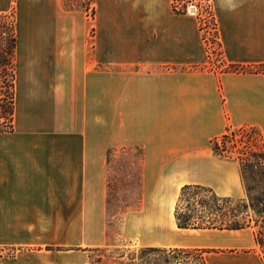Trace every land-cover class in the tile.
<instances>
[{"label":"crops","instance_id":"0c3cea01","mask_svg":"<svg viewBox=\"0 0 264 264\" xmlns=\"http://www.w3.org/2000/svg\"><path fill=\"white\" fill-rule=\"evenodd\" d=\"M228 65L264 64V0H209ZM0 0L13 11L12 130L0 133V264H87L109 244L110 151L141 152V199L124 235L203 252L205 264H264L252 229H178L183 186L246 199L237 162L212 142L253 127L264 150V74L209 62L197 13L171 0ZM46 247L59 250H46ZM72 248L78 249L74 250Z\"/></svg>","mask_w":264,"mask_h":264},{"label":"trees","instance_id":"16d2710c","mask_svg":"<svg viewBox=\"0 0 264 264\" xmlns=\"http://www.w3.org/2000/svg\"><path fill=\"white\" fill-rule=\"evenodd\" d=\"M63 6L68 10H80L94 13L92 7L94 0H61ZM202 1V0H200ZM205 8L207 18L215 29V36L218 38L217 26L209 0ZM189 6H195L194 0H171V8L175 14H185ZM4 17V16H3ZM2 18V17H1ZM199 29L204 40V29L207 24L200 15ZM204 22V23H203ZM9 36L8 54L3 61L5 66H11V80L9 83L10 93L8 102L0 101V120L3 118L8 123L0 122V133L12 130L13 118V56L15 49L14 27L11 28ZM0 50V59L1 56ZM229 65L224 72L264 74V64L254 67H241L240 70L233 69ZM3 117H2V116ZM248 130L250 133H248ZM240 134V138L237 135ZM242 145L240 149L237 146ZM212 149L219 157L237 162L240 166L241 178L246 191V199L234 201L228 197H218L211 189L202 186H183L180 190L177 204L174 210V217L178 229L185 230H228L237 231L252 229L254 241L259 247L264 259V150L260 132L253 127H242L237 130L227 129L226 132L212 142ZM47 250H51L50 247ZM59 250V249H56ZM99 255L89 264H158L159 259L164 263L169 262L168 255L172 251L182 249L166 250L158 247H144L138 251H109V249H96ZM184 250V249H183ZM201 255L204 263L203 252L195 250ZM154 259L155 263L152 262Z\"/></svg>","mask_w":264,"mask_h":264},{"label":"rangeland","instance_id":"374dc122","mask_svg":"<svg viewBox=\"0 0 264 264\" xmlns=\"http://www.w3.org/2000/svg\"><path fill=\"white\" fill-rule=\"evenodd\" d=\"M74 2H78L79 0H73ZM195 6H189L186 10V13H197L200 15L204 22H208L207 14L205 12V8L208 3L204 0H194ZM94 7V5H92ZM194 8L195 12L192 13L189 9ZM261 12V22L264 24V2L261 3L260 6ZM94 13L90 10L86 14L88 17V21H92L94 18ZM13 11L9 12L4 17L0 18V50L1 56L0 59V101L4 99V104L8 102V97L10 93L9 83L11 80V66H5V62L3 59L9 57L8 54V43L9 36L11 35V28L14 26L13 22ZM203 22V23H204ZM219 43V42H218ZM209 52V62L213 63L216 68L220 71H224L229 68V65L225 62L222 55V50L220 44L212 45V49ZM234 70H240V66H235ZM2 116V115H1ZM3 117V116H2ZM0 122L8 123V121L3 118ZM237 130V129H235ZM248 133L250 131L248 130ZM240 134L237 135V138H240ZM242 145L237 146L238 149L241 148ZM141 152L136 149L127 150L125 152H116L110 151L108 154V174H109V188L107 193V207L106 214L108 219L107 224V232L109 236V244L105 247H91L85 248L82 250L87 251L88 263L89 264L93 259L99 255L97 252V248L99 249H109V251H114L118 249V251H138L140 248H144L139 244L136 239L128 238L124 235V216L127 212L137 210L139 207L140 199H141ZM180 195V192H179ZM178 195V197H179ZM178 197L175 203V206L178 201ZM234 201L240 200L237 198H231ZM48 247H46L47 250ZM51 250H56L59 248L50 247ZM74 250H78L72 248ZM166 250H173L175 248H165ZM2 254H10L9 250H0ZM200 253L195 250L182 249L179 251H172L169 255L168 264H202ZM152 262L155 263L154 259L151 258ZM158 264H167L164 263L163 259H159Z\"/></svg>","mask_w":264,"mask_h":264},{"label":"built area","instance_id":"2783aa9c","mask_svg":"<svg viewBox=\"0 0 264 264\" xmlns=\"http://www.w3.org/2000/svg\"><path fill=\"white\" fill-rule=\"evenodd\" d=\"M210 18H208L209 20ZM208 26L205 27L204 31V41L207 47V50L212 49V45H217L218 43V38L215 36V29L213 28V25H211V22L208 21L207 23ZM209 53V52H208Z\"/></svg>","mask_w":264,"mask_h":264},{"label":"water","instance_id":"95a60500","mask_svg":"<svg viewBox=\"0 0 264 264\" xmlns=\"http://www.w3.org/2000/svg\"><path fill=\"white\" fill-rule=\"evenodd\" d=\"M190 12L194 13L195 12V9L194 8H191L189 9Z\"/></svg>","mask_w":264,"mask_h":264}]
</instances>
